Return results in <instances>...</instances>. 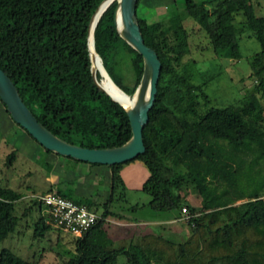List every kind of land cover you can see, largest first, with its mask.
Returning a JSON list of instances; mask_svg holds the SVG:
<instances>
[{
	"label": "trees",
	"instance_id": "16d2710c",
	"mask_svg": "<svg viewBox=\"0 0 264 264\" xmlns=\"http://www.w3.org/2000/svg\"><path fill=\"white\" fill-rule=\"evenodd\" d=\"M103 1L0 0V65L40 122L59 137L89 148L121 146L133 135L127 110L92 75L89 29ZM142 1L137 6L140 28L162 62L156 100L143 131L146 151L108 165L112 175L102 218L76 237L75 255L66 264H117L120 256L126 264H264V15L258 13L256 0H173L165 15L150 20L146 13L139 14ZM117 5L114 0L101 15L95 49L114 82L133 96L144 58L120 35ZM188 17L205 32L219 57L242 58V35L253 32L262 46L255 56L261 68L252 65L261 97L252 94L241 104L208 106L203 84L193 82L183 63L190 53ZM97 77L102 78L99 72ZM201 96L205 111L199 109ZM15 155L16 150L8 156L10 162ZM136 160L143 161L149 173L141 191L151 197L152 210L181 217L187 208L190 231L181 241L165 223L143 225L113 207L115 197L126 189L122 169ZM191 190L200 195L201 206L190 202ZM57 192L94 209L71 192ZM22 197L21 191L0 185V242L20 223L17 202ZM33 205L41 209L43 204L36 197ZM108 216L134 224L114 237ZM52 226L49 213H41L34 235L43 237ZM0 264L28 262L4 248Z\"/></svg>",
	"mask_w": 264,
	"mask_h": 264
},
{
	"label": "rangeland",
	"instance_id": "374dc122",
	"mask_svg": "<svg viewBox=\"0 0 264 264\" xmlns=\"http://www.w3.org/2000/svg\"><path fill=\"white\" fill-rule=\"evenodd\" d=\"M177 1L183 3L184 0ZM172 2L173 0H143L139 7V14L146 13L150 20H154L165 15L167 5ZM255 3L260 10L258 13L264 15V0H256ZM241 18L242 16L238 15L237 21ZM185 24L191 32V38L190 53L183 59V63L192 73L193 82L203 84L209 95L208 106L225 107L241 104L252 94L261 97V92L257 90L259 81L252 65L261 68L264 59L262 63L255 61V56L262 50V46L259 40L251 35L253 34L251 30L245 32L240 40L242 58L231 59L215 54L210 39L199 29L192 17H188ZM262 102L264 105V97ZM208 106L201 96L199 109L205 111ZM14 150L16 155L10 162L8 156ZM81 164L89 165V163L46 151L14 121L0 101V185L23 193L22 199L17 202L20 223L9 237L0 242V253L4 248L11 249L25 258L28 264H66L69 258L75 255L76 237L80 236L66 233L54 225L45 236L34 235L35 224L41 213L46 212L47 209L44 205L39 209L38 205L33 204L36 196L47 193L51 182L54 181L57 190L60 188V183L66 189H79L84 201L92 203V207L101 213L103 203L108 197L110 180H105L103 174L91 173ZM148 175L143 161L136 160L126 164L122 169L126 189L123 196L119 194L115 197L113 207L129 219L147 221V223H141L143 225H158L160 223L157 221L169 219L173 215L167 212H155L149 207L148 202L151 197L141 191L142 184ZM93 198L98 199L99 203H94ZM188 198L194 206H201V197L198 193L191 190ZM243 201L239 200L237 203ZM32 205L34 209L30 211L29 208ZM183 217L184 215L164 222L170 229V233L177 236L174 237L177 241L184 239L185 234L190 231L187 218ZM106 220L110 224L109 232L112 236L117 237L127 232L128 225H125L127 220L112 216H108ZM151 228L155 230L156 226ZM117 264H126L125 256H120Z\"/></svg>",
	"mask_w": 264,
	"mask_h": 264
},
{
	"label": "water",
	"instance_id": "95a60500",
	"mask_svg": "<svg viewBox=\"0 0 264 264\" xmlns=\"http://www.w3.org/2000/svg\"><path fill=\"white\" fill-rule=\"evenodd\" d=\"M113 1L114 0H104L100 4L92 17L89 31L91 30V24L95 15L100 12L101 17V15L106 11ZM138 2L139 0H118V5L115 11V23L120 35L134 49L142 54L144 58V72L139 86L137 87L133 96L126 93L128 97H135V95L137 97L136 102L132 104L131 107H128L124 103L114 98L98 79L97 73L99 72L101 76L103 74L101 70H97L94 66V57L92 55L89 42V50L92 61V75L94 80L101 89L110 95L113 100L119 102L127 110L129 115L133 135L130 140L121 146L109 148H89L71 143L53 133L42 122L39 121L36 115L28 107L22 98L15 82L0 65L1 100L6 105V108L14 121L26 129L29 134L44 148L59 155L71 157L83 162L109 166L133 160L138 155L146 151L143 131L144 127L149 122V112L156 100L162 62L156 50L147 45L145 42L137 16ZM105 3H107V5L103 7ZM99 19L97 20L96 26ZM119 22L122 23V28L119 27ZM93 41L95 46V37ZM97 57L102 61V58L98 53ZM104 70L106 71L105 67Z\"/></svg>",
	"mask_w": 264,
	"mask_h": 264
},
{
	"label": "built area",
	"instance_id": "2783aa9c",
	"mask_svg": "<svg viewBox=\"0 0 264 264\" xmlns=\"http://www.w3.org/2000/svg\"><path fill=\"white\" fill-rule=\"evenodd\" d=\"M46 207L53 225L72 235L82 236L101 218L99 211L84 202H78L56 191L36 196ZM184 219L189 217L187 208H183Z\"/></svg>",
	"mask_w": 264,
	"mask_h": 264
},
{
	"label": "bare ground",
	"instance_id": "6f19581e",
	"mask_svg": "<svg viewBox=\"0 0 264 264\" xmlns=\"http://www.w3.org/2000/svg\"><path fill=\"white\" fill-rule=\"evenodd\" d=\"M107 5V3H105L103 5V7H105ZM100 17V12L97 13L93 19V22L91 24V30H90V48H91V52H92V55L94 57V66L97 70H101L102 72V78L100 79V81L102 82V85L106 88V90L114 97L116 98L117 100H119L120 102L124 103L125 105H127L128 107H131L132 104H134L137 100V97L135 95V97H128L126 95V92L124 90H122L115 82L114 80H112L110 77H109V73L107 74V70L105 71L104 70V67L102 65V61L100 59H98L97 57V52L95 50V46H94V31H95V28H96V23H97V20L99 19ZM119 27L122 28V23L119 22Z\"/></svg>",
	"mask_w": 264,
	"mask_h": 264
},
{
	"label": "crops",
	"instance_id": "0c3cea01",
	"mask_svg": "<svg viewBox=\"0 0 264 264\" xmlns=\"http://www.w3.org/2000/svg\"><path fill=\"white\" fill-rule=\"evenodd\" d=\"M81 165H84L83 167H85L86 169H89L91 171V173H94V174H97V175H102L104 176L105 180H110V177L112 175L111 173V169L109 168L108 165H103V164H100V165H93V166H90L88 164H81ZM84 170V168H83ZM53 183V184H52ZM55 182H51V186L50 188L53 190V191H63L65 193H69L71 192L72 194L78 196L77 199H80V200H84L83 198V194L82 192L79 190V189H76V188H72V189H66L62 183H60V188L57 190L55 187H56V184H54ZM94 200V203H99L98 199L96 198H93ZM174 218H176L175 216H171L169 219H164L162 221H157L158 223H164V222H168V221H171V220H175ZM178 218V217H177ZM122 220H126V219H122ZM151 222V221H150ZM128 223H131V222H126L125 225H128ZM139 223H147V221H142L140 220ZM134 224V223H132Z\"/></svg>",
	"mask_w": 264,
	"mask_h": 264
}]
</instances>
